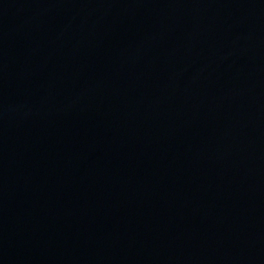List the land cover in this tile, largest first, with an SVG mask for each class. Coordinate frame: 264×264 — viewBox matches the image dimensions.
<instances>
[{"label":"water","instance_id":"95a60500","mask_svg":"<svg viewBox=\"0 0 264 264\" xmlns=\"http://www.w3.org/2000/svg\"><path fill=\"white\" fill-rule=\"evenodd\" d=\"M0 264H264V0H0Z\"/></svg>","mask_w":264,"mask_h":264}]
</instances>
